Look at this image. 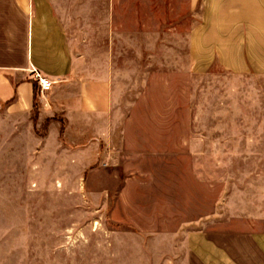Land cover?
I'll return each mask as SVG.
<instances>
[{"label":"crops","instance_id":"obj_1","mask_svg":"<svg viewBox=\"0 0 264 264\" xmlns=\"http://www.w3.org/2000/svg\"><path fill=\"white\" fill-rule=\"evenodd\" d=\"M34 70L54 81L44 97ZM216 72L264 79V0H0V175L65 176V192H80L92 172L109 177L101 191H115L131 174L125 81ZM177 137L159 160L182 158ZM258 202L237 216L238 231H203L202 242L192 231L197 264H264V196Z\"/></svg>","mask_w":264,"mask_h":264},{"label":"rangeland","instance_id":"obj_2","mask_svg":"<svg viewBox=\"0 0 264 264\" xmlns=\"http://www.w3.org/2000/svg\"><path fill=\"white\" fill-rule=\"evenodd\" d=\"M205 75L125 81L131 174L115 191L92 172L80 192H65V176L0 175V264H197L192 231L202 242L203 231L241 229L237 216L264 196L254 191L264 185V79ZM179 132L182 158L159 160Z\"/></svg>","mask_w":264,"mask_h":264},{"label":"built area","instance_id":"obj_3","mask_svg":"<svg viewBox=\"0 0 264 264\" xmlns=\"http://www.w3.org/2000/svg\"><path fill=\"white\" fill-rule=\"evenodd\" d=\"M33 77L35 78L36 84L39 88L40 97H44V94L52 88L54 81L47 79L40 71L36 70L33 71Z\"/></svg>","mask_w":264,"mask_h":264},{"label":"trees","instance_id":"obj_4","mask_svg":"<svg viewBox=\"0 0 264 264\" xmlns=\"http://www.w3.org/2000/svg\"><path fill=\"white\" fill-rule=\"evenodd\" d=\"M34 85H35V90H36V83H34Z\"/></svg>","mask_w":264,"mask_h":264}]
</instances>
